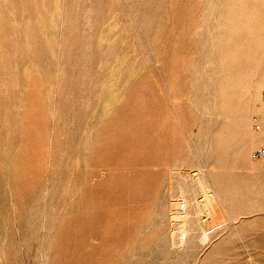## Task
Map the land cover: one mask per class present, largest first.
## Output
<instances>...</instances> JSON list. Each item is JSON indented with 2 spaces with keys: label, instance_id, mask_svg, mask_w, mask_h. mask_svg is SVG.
Returning a JSON list of instances; mask_svg holds the SVG:
<instances>
[{
  "label": "rangeland",
  "instance_id": "1",
  "mask_svg": "<svg viewBox=\"0 0 264 264\" xmlns=\"http://www.w3.org/2000/svg\"><path fill=\"white\" fill-rule=\"evenodd\" d=\"M260 147L264 0H0V264H264Z\"/></svg>",
  "mask_w": 264,
  "mask_h": 264
},
{
  "label": "bare ground",
  "instance_id": "2",
  "mask_svg": "<svg viewBox=\"0 0 264 264\" xmlns=\"http://www.w3.org/2000/svg\"><path fill=\"white\" fill-rule=\"evenodd\" d=\"M254 138H255V137H254ZM196 182H198V181H196ZM199 182H200V181H199ZM199 184H201L200 186L202 187L203 190H206L205 187L203 186V184H202L201 182H200ZM199 184H198V185H199ZM200 190H201V189H200ZM206 192H207V191H206ZM208 194H209V193H208ZM211 194H212V193H210V195H211ZM193 196H194V195H193ZM212 196H213V195H212ZM212 196H211V197H212ZM208 197H209V196H208ZM214 197H215V196H214ZM191 199H192V198H191ZM203 199H204V197H203ZM213 199H214V198L212 197L211 200H213ZM194 200H195V198H194ZM213 201H214V200H213ZM198 202H199V200H198ZM187 203H188V202H187ZM199 203H200V202H199ZM181 204H182V202H181V203L179 202V207H181ZM184 204H185V205H184V206H185L184 208L186 209V203L184 202ZM209 205H210V204H209ZM211 206H212V205H211ZM207 207H208V206H207ZM200 208H201V207H200ZM211 208H214V206L211 207ZM198 209H199V208H198ZM208 209H210V208L208 207ZM208 209H207V210H208ZM214 209H215V208H214ZM202 210H203V209H202ZM215 210H216V209H215ZM203 211H204V210H203ZM212 211H214V210H212ZM191 212H193V211H191ZM208 212H209V210H208ZM208 212H207V213H208ZM185 214H186V213H185ZM190 214H191V213H190ZM190 214H188V216H189ZM197 214H198V213H197ZM197 214H196V215H197ZM209 214H210V213H209ZM215 214H217V213H214V212H213V216H215ZM191 216H192V214H191ZM183 217L185 218V215H180V216L177 215V218H182V219H183ZM196 218H197V217H196ZM185 220H186V219H185ZM187 220H188V218H187ZM205 221H206V220H205ZM192 223H193V222H192ZM208 223H209V221H208ZM195 224H196V223H195ZM184 227H185V226H184ZM190 228H191V227H190ZM187 230H188V229H187ZM187 230H186V229H182V231H181V234L183 235V236H182V239H183L184 237L186 238ZM191 230H192V229H191ZM204 231H206V233L204 234L203 239H208V233H207V230H204ZM182 241H183V240H182ZM184 241H185V240H184ZM204 241H205V240H204Z\"/></svg>",
  "mask_w": 264,
  "mask_h": 264
},
{
  "label": "built area",
  "instance_id": "3",
  "mask_svg": "<svg viewBox=\"0 0 264 264\" xmlns=\"http://www.w3.org/2000/svg\"><path fill=\"white\" fill-rule=\"evenodd\" d=\"M253 158H262L264 157V147H260L252 152Z\"/></svg>",
  "mask_w": 264,
  "mask_h": 264
}]
</instances>
